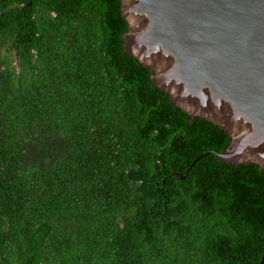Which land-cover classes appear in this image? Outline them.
I'll use <instances>...</instances> for the list:
<instances>
[{
    "label": "trees",
    "instance_id": "obj_1",
    "mask_svg": "<svg viewBox=\"0 0 264 264\" xmlns=\"http://www.w3.org/2000/svg\"><path fill=\"white\" fill-rule=\"evenodd\" d=\"M124 33L119 0H0V264H259L264 170Z\"/></svg>",
    "mask_w": 264,
    "mask_h": 264
},
{
    "label": "water",
    "instance_id": "obj_2",
    "mask_svg": "<svg viewBox=\"0 0 264 264\" xmlns=\"http://www.w3.org/2000/svg\"><path fill=\"white\" fill-rule=\"evenodd\" d=\"M119 2L124 50L153 85L230 137L221 162L264 170V0Z\"/></svg>",
    "mask_w": 264,
    "mask_h": 264
}]
</instances>
